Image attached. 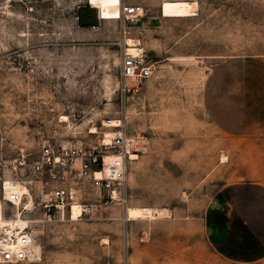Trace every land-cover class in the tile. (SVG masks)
Returning <instances> with one entry per match:
<instances>
[{"label":"rangeland","instance_id":"1","mask_svg":"<svg viewBox=\"0 0 264 264\" xmlns=\"http://www.w3.org/2000/svg\"><path fill=\"white\" fill-rule=\"evenodd\" d=\"M162 1L0 0V185L32 180L4 166L36 159L46 142L101 146L115 131L103 121L141 140L124 204L43 222L34 198L51 184L30 182L35 256L0 264H235L213 254L205 221L225 184L264 182V136L237 135L246 60L264 58V0H190L193 15L171 18ZM130 4L143 16L125 39L139 40L153 66L137 92L119 74V9ZM70 186L77 204L108 194L91 179ZM131 207L162 213L128 220Z\"/></svg>","mask_w":264,"mask_h":264},{"label":"built area","instance_id":"2","mask_svg":"<svg viewBox=\"0 0 264 264\" xmlns=\"http://www.w3.org/2000/svg\"><path fill=\"white\" fill-rule=\"evenodd\" d=\"M143 16V8L137 4L122 5L119 10L120 49L119 74L123 90L137 92L143 82L149 78L153 71L145 47L140 41L134 46V51H129V46L124 38L130 28L136 26ZM128 82L131 84L128 85ZM118 126H111L115 129L112 132L108 144L87 148L82 144L70 146H58L51 142L42 144L39 155L36 159H29L20 154L17 158L8 161L4 167L8 171L26 169L33 177L27 182H20L14 179L7 180L11 185H24L27 194H19L16 191L5 193V180L0 185V196L2 201L10 206L9 214L5 217H13L19 211L24 218L27 211L23 200L30 195V182H44L51 184L45 189L41 198H34L40 201L39 215L41 221L52 222L63 219L68 212L71 215L73 204H77L71 184L85 179L93 182L107 190L108 194L102 200L95 203L78 204V217L94 213L102 203L108 205L113 202L125 203L124 184L126 180L128 162L135 159L141 151V140L130 138L121 129L120 120H116ZM111 120L105 122V127H110ZM27 186V187H26ZM102 201V202H101ZM161 210H147L142 208L135 218H154L161 214ZM170 213V212H169ZM27 220V219H26ZM0 227V262H21L31 260L35 256L34 239L27 226L17 230Z\"/></svg>","mask_w":264,"mask_h":264},{"label":"crops","instance_id":"3","mask_svg":"<svg viewBox=\"0 0 264 264\" xmlns=\"http://www.w3.org/2000/svg\"><path fill=\"white\" fill-rule=\"evenodd\" d=\"M246 63L237 135L261 139L264 58H250ZM205 224L206 242L216 257L228 263L264 264V182L247 178L225 184L221 202L209 212Z\"/></svg>","mask_w":264,"mask_h":264},{"label":"bare ground","instance_id":"4","mask_svg":"<svg viewBox=\"0 0 264 264\" xmlns=\"http://www.w3.org/2000/svg\"><path fill=\"white\" fill-rule=\"evenodd\" d=\"M197 2L194 1H190V0H163L160 4V14L161 17L163 18H171V17H188L193 15V12L195 11V5ZM97 6V5H96ZM120 10V9H119ZM127 37V36H126ZM125 37V38H126ZM126 44L129 46V48L132 46H134V44L139 41L137 39L134 38H127L125 39ZM129 51H131L129 49ZM134 52V51H131ZM61 121L65 122L67 121V117L66 116H62L61 117ZM106 121H103V126L105 125ZM111 124L109 125L111 126H118V123L116 120H111ZM91 132H96L95 128H91ZM112 133L106 131L105 133H103V144H108L110 141ZM5 184L9 185V188H6L5 185V193L8 194L10 191H16L19 194H27L28 191L25 188L24 185H11L7 180H5ZM0 227H4V226H8L7 228H12L17 230L18 228H24L27 226V220L25 218H23L20 214V212L18 211L15 216L13 217H5L3 214V206H1V204H3L2 202V198L0 196ZM26 208L29 207L31 205V201L28 198V201L26 203H24ZM142 208L143 207H131L128 209V220H135L137 214L139 212H142ZM79 205L78 204H73L72 208H71V216L73 220H77L78 214H79ZM144 209V208H143ZM147 210H150L149 207H146ZM2 212V215H1Z\"/></svg>","mask_w":264,"mask_h":264}]
</instances>
